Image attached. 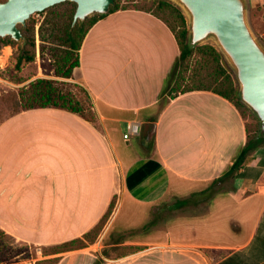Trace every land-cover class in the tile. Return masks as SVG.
<instances>
[{
  "label": "crops",
  "instance_id": "crops-1",
  "mask_svg": "<svg viewBox=\"0 0 264 264\" xmlns=\"http://www.w3.org/2000/svg\"><path fill=\"white\" fill-rule=\"evenodd\" d=\"M180 53L174 33L151 12L119 10L99 20L73 73L93 100L96 121L45 108L0 125L2 229L59 246L93 229L115 199L105 231L126 232L149 223L156 207L202 192L225 175L247 145V120L210 91L166 97ZM131 123L140 134L119 143L117 126ZM231 180L230 189L195 205L192 216L169 224L161 240L181 248L113 260L86 249L75 264H264V144ZM153 241L145 233L115 246ZM67 260L59 257L57 264Z\"/></svg>",
  "mask_w": 264,
  "mask_h": 264
},
{
  "label": "rangeland",
  "instance_id": "rangeland-1",
  "mask_svg": "<svg viewBox=\"0 0 264 264\" xmlns=\"http://www.w3.org/2000/svg\"><path fill=\"white\" fill-rule=\"evenodd\" d=\"M155 1H166L174 7H178L172 0H118V3L121 8L141 9L146 12L158 13L157 3H153ZM263 2L246 0L248 24L255 38L264 47ZM60 11H62L61 8L47 9L44 13L33 15L27 21L26 27H21L25 36L24 44L15 41V45L3 46V43L0 41V125L20 113V91L28 89L32 82L39 79L51 81L55 89L64 95L72 97L75 103H77L75 105H79L87 117H94L93 120L94 122L96 121L93 100L83 85L75 78L74 74L72 78L58 76V72L60 70L65 71L70 64L66 63L65 60L66 52L69 50L66 47L67 43L65 42L66 37L64 34L67 20L59 15ZM182 11L186 18L189 19V15L184 10ZM167 15L171 20L172 26L177 27L178 22L174 15H171L169 11ZM206 44L216 45L214 40H208ZM22 49L32 50L35 53V60L31 63L24 60L19 68L17 67V61L22 53ZM32 51L29 52L32 53ZM197 61V57H193L187 62L178 61V65L175 66L171 74L174 78L179 74L183 78L182 82L187 85L192 79ZM223 64L239 90L240 84L237 80L235 69L226 58L223 59ZM13 80H22V83L16 84ZM175 85L174 79L167 89L166 97L173 98L178 95L177 92H174ZM241 110L244 111L250 137L254 138L256 135L261 134L262 128L258 117L246 106L241 108ZM126 130L127 128L123 124L117 126L115 136L121 144H124L123 134ZM232 184L233 181L228 180L226 185L222 187V190L230 189ZM175 201L173 200L169 204L158 206L152 211L149 222L155 220V224L147 231V234H153L154 241L143 246H115L120 242L145 236L142 227L126 232H114L110 230L109 233H106L105 226L97 238H93L94 235L84 238L83 235L79 237L82 240L80 243L60 249L54 245L42 246L37 244V242L18 239V236L11 235L3 230L0 224V264H57L56 261L59 260V257L62 259L67 258L69 263L75 264L78 258L81 257L80 250L86 249L95 253L100 251L105 257L110 258L109 260H113V258L123 254H136L144 249L181 248L178 244H167V241H162L161 237L164 233H167L169 224L173 227L179 218L192 216L195 213V205L192 204L180 209H173L171 205ZM120 225V221H118L116 228H119ZM132 231L135 232L133 236H131L133 234L131 233ZM75 247L84 248L76 249ZM57 251H62L59 253V256L54 255ZM207 251L204 254L208 258L217 259L215 257L216 253L213 254ZM57 257L58 259L56 260Z\"/></svg>",
  "mask_w": 264,
  "mask_h": 264
},
{
  "label": "trees",
  "instance_id": "trees-1",
  "mask_svg": "<svg viewBox=\"0 0 264 264\" xmlns=\"http://www.w3.org/2000/svg\"><path fill=\"white\" fill-rule=\"evenodd\" d=\"M1 2H6L7 0H0ZM117 4L111 8L109 14L117 12L119 10H127V8H121L119 6L118 0ZM153 3H157L158 13H152L157 18L162 20L174 33L177 42L179 44L180 49V57L175 63V66L178 65V61L187 62L191 60L193 57H197L198 61L192 75V79L187 85L184 84L183 78L178 74L176 78L171 74L169 86L171 82L175 79L176 85L174 92L179 94H185L193 91H210L213 92L230 102H232L237 109L240 111L242 116L245 118L244 111L241 108H244V104L241 102L239 97V90L237 89L235 82L229 71L223 64L222 55L216 50L215 47L211 45H203L199 47L191 46L188 43V27L186 18L181 12L180 9L174 7L170 3L166 1H155ZM56 8H61L62 11L59 12V15L67 20V24L65 27V37L67 48L69 49L66 52V63H70L65 71L60 70L58 72V76L65 78H72L74 70L80 66V50L84 41L85 36L89 32V30L102 18L107 15H97L91 19H88L83 25H77L75 28H72V22L74 18V14L76 11V4L72 2H65L54 7H51L48 10H53ZM141 10V9H137ZM144 11V10H143ZM170 12L171 15H174L176 21L178 22L177 27H173L167 12ZM46 12V11H45ZM44 13V12H43ZM3 43V46L15 45L16 42L13 41L10 37L6 39H0ZM29 49H22V53L18 58L17 67L20 68L23 61H27L29 63L35 60V53ZM174 66V68H175ZM173 68V70H174ZM172 70V72H173ZM174 78V79H173ZM16 84H21L22 80H13ZM181 89V90H180ZM176 95V96H178ZM174 96L173 98H175ZM74 99L70 96L64 95L60 93L55 87L53 83L48 80L39 79L30 84L28 89H24L20 91V113L35 110V109H45V108H56L64 111H68L70 113L78 114L85 120L89 122H94V117H87L83 113V109L79 107V105H75ZM246 119V118H245ZM248 132V142L245 148L241 151L240 155L237 157L236 161L229 169V171L223 175L221 178L215 180L212 185L206 190L194 193L190 197L182 200H177L171 208L180 209L189 205H197L201 203L210 202L215 196L222 193V187L224 184L235 177L237 171L242 167L245 163V160L249 154V152L253 149H256L258 146L264 144V136L261 134L256 135L254 138L250 137V133L247 126ZM115 199L111 202L108 211L99 221V223L91 229L89 232L84 234V238L91 237L97 238L100 232L106 226L108 220L110 219L112 212L115 208ZM157 220V217H156ZM155 224V220L150 221L145 226L142 227L144 233H147L151 229V227ZM137 232V231H136ZM131 236L135 235V232ZM93 240V239H92ZM82 240L76 238L69 242H66L62 245L57 246L58 248H66L69 245H75L80 243ZM76 248V247H75ZM84 247H78L76 249H83ZM73 250V249H72ZM62 251H57L54 254H59ZM57 260V259H56ZM57 262V261H56Z\"/></svg>",
  "mask_w": 264,
  "mask_h": 264
},
{
  "label": "water",
  "instance_id": "water-1",
  "mask_svg": "<svg viewBox=\"0 0 264 264\" xmlns=\"http://www.w3.org/2000/svg\"><path fill=\"white\" fill-rule=\"evenodd\" d=\"M184 10L188 43L211 45L235 69L240 84L239 97L260 120L264 136V47L255 38L247 20L246 0H172ZM76 4L72 28L97 15H108L116 0H7L0 1V39L10 37L24 44L21 27L38 13L56 5ZM214 40L216 45L206 44Z\"/></svg>",
  "mask_w": 264,
  "mask_h": 264
},
{
  "label": "built area",
  "instance_id": "built-area-1",
  "mask_svg": "<svg viewBox=\"0 0 264 264\" xmlns=\"http://www.w3.org/2000/svg\"><path fill=\"white\" fill-rule=\"evenodd\" d=\"M140 134V127L138 123H131L127 127V132L124 139H129L131 136H138Z\"/></svg>",
  "mask_w": 264,
  "mask_h": 264
}]
</instances>
